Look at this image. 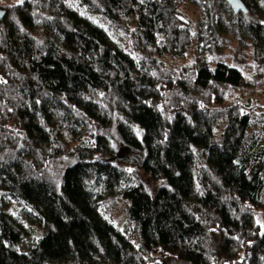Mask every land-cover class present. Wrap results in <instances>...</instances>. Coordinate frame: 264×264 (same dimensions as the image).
I'll use <instances>...</instances> for the list:
<instances>
[{
  "label": "trees",
  "instance_id": "16d2710c",
  "mask_svg": "<svg viewBox=\"0 0 264 264\" xmlns=\"http://www.w3.org/2000/svg\"><path fill=\"white\" fill-rule=\"evenodd\" d=\"M76 1L130 32L129 49L64 0L0 5V193L41 227L21 252L0 208V264H264V111L239 67L208 58L225 0H198L194 32L184 0ZM242 2L231 16L255 47L264 0ZM98 186L128 201L137 242Z\"/></svg>",
  "mask_w": 264,
  "mask_h": 264
},
{
  "label": "rangeland",
  "instance_id": "374dc122",
  "mask_svg": "<svg viewBox=\"0 0 264 264\" xmlns=\"http://www.w3.org/2000/svg\"><path fill=\"white\" fill-rule=\"evenodd\" d=\"M16 1L20 0H0V5H10ZM64 2H67L71 8L78 9L87 18L89 17L94 22L101 24L110 33L116 44L129 49L131 46L130 32L125 30L122 25L119 26L115 23L107 22L100 13L85 8L79 4V1L64 0ZM221 6L223 7L222 16L217 24L218 43L208 54V58L213 62L222 60L239 67L244 74L245 83L243 90H245L247 96H252L256 99V103L261 105L257 110L264 111V37L259 40L257 46H252V39L249 37L247 28L243 26L238 28L234 25V19L231 16L233 12L231 6ZM179 8L181 18L188 23L194 32L198 23L205 19L203 7H201L198 0H184ZM124 21L130 26L129 30L134 27L132 18L124 17ZM189 53L190 51L184 58H178V60H188ZM114 135L117 137L116 133ZM133 174L145 183L151 184V180H148L147 175L142 170L134 171ZM119 188L121 189V186H118L117 190ZM98 192L100 194L99 208L103 216L113 223L115 229L124 232L130 240L137 242L135 225L127 218L126 214L128 201L120 196L116 189L108 186H98ZM0 208L6 212H11L15 216L24 234L14 245L21 252L27 251L33 245L34 239L40 235L41 227L39 223L32 214L23 208L21 203L8 199L6 195L1 193ZM257 220L264 229V216L262 213L258 214ZM164 260V264H188L187 262L184 263L170 258Z\"/></svg>",
  "mask_w": 264,
  "mask_h": 264
},
{
  "label": "water",
  "instance_id": "95a60500",
  "mask_svg": "<svg viewBox=\"0 0 264 264\" xmlns=\"http://www.w3.org/2000/svg\"><path fill=\"white\" fill-rule=\"evenodd\" d=\"M225 2L227 3L228 6H231L232 10L235 13H241V12L244 13L247 11L246 6L243 4L242 0H225ZM5 12H6L5 8L0 6V22L1 20L4 19ZM99 264H106V263L99 262Z\"/></svg>",
  "mask_w": 264,
  "mask_h": 264
},
{
  "label": "snow or ice",
  "instance_id": "6c2138e0",
  "mask_svg": "<svg viewBox=\"0 0 264 264\" xmlns=\"http://www.w3.org/2000/svg\"><path fill=\"white\" fill-rule=\"evenodd\" d=\"M129 171H131V170H129Z\"/></svg>",
  "mask_w": 264,
  "mask_h": 264
}]
</instances>
